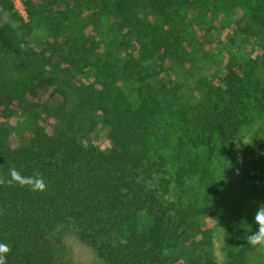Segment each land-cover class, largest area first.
<instances>
[{"label":"trees","instance_id":"1","mask_svg":"<svg viewBox=\"0 0 264 264\" xmlns=\"http://www.w3.org/2000/svg\"><path fill=\"white\" fill-rule=\"evenodd\" d=\"M22 1L27 18L13 0H0V178L5 180L0 184V243L11 249L7 264H74L71 257L55 253V238L67 227L94 251L98 262L90 264H173L174 250L184 244L200 248L201 264H219L202 221L228 217L213 159L253 109L264 110L263 82L227 66L221 102L212 103L207 91L195 98V108L185 109L190 98L183 84L162 77L163 69L155 64L186 66L178 77L187 79L193 73L191 49L201 38L190 29L158 33L150 16L188 11L195 0H114L117 27L101 35L110 56L122 64L127 92L122 103L99 106L104 90L98 92L91 83L73 90L61 75L66 56L56 41L61 21L50 18L59 0ZM46 24L50 45L40 52L36 30ZM222 70L217 66V73ZM135 82L150 96L140 98ZM155 84L156 92L171 95L190 145L201 147L196 158L183 161L178 152L168 157L161 150L156 127L164 99L150 93ZM17 115L23 119L14 124ZM99 130L105 132V147L95 142ZM14 134L20 137L17 144L11 140ZM188 164L190 176L204 183L203 209L185 203L175 191ZM13 168L25 177H42L46 190L32 191L15 181L9 185ZM231 217L224 237L226 264H241L235 235L253 221L249 213Z\"/></svg>","mask_w":264,"mask_h":264},{"label":"rangeland","instance_id":"2","mask_svg":"<svg viewBox=\"0 0 264 264\" xmlns=\"http://www.w3.org/2000/svg\"><path fill=\"white\" fill-rule=\"evenodd\" d=\"M141 1L149 2V0ZM13 2L16 9L27 18L23 1L13 0ZM113 9L114 0H59L50 12V18L61 21V31L57 33L56 41L60 43L63 53L66 54L61 63V75L67 83L66 86L74 90L85 83H91L98 92L104 90L106 94L99 106H104L110 101L122 103L127 92L123 87L125 73L122 64L110 56L108 45L101 35L103 29L117 27L118 18L112 12ZM190 15L196 20L192 22ZM150 18L153 30L156 27L158 33L163 35H167L168 30L173 28L190 29L201 38L200 45L191 49L193 50L190 55L192 65L190 63L188 66L193 67V73L187 79L178 77L183 70H187L186 66L168 62L155 64L158 69H163L160 71L163 72L162 77L168 75L173 82L179 79L183 84L184 93L190 98L185 109L195 108L194 103L197 102L195 98H201V95L203 96L207 91L211 92V102L219 104L225 89L226 68L230 65L244 71V74L246 70L247 79H257L264 84V0H195V6L189 7L188 11L185 8H177L168 12V16L158 19L150 16ZM46 28L47 24L46 27L39 25L36 30V48L40 52L50 45L51 39H47L44 30ZM132 33L138 34L139 37L142 35L136 30ZM51 34L55 35L53 32ZM82 49L89 51L85 52ZM60 50L61 48L58 51L61 52ZM219 65H222L224 70L217 73ZM215 73L217 77L214 80L212 76ZM153 80L152 83L157 82L158 78ZM135 86L140 98L150 96L145 87L140 89V84L138 85L137 82ZM156 91H160V88L155 84L150 88V93ZM156 93L164 99L160 104L161 115L159 125L156 127V129L160 127L156 132L159 135L157 137L161 150L168 157L177 156L175 153L178 152L183 161L196 158L202 149L190 145L192 143L188 132L183 129L186 128L185 126L180 129L181 125L173 112L175 107L172 105L171 95L166 90ZM22 119L23 117L17 115L11 121L19 124ZM11 140L13 144H17L20 137L14 134ZM244 141L248 144H244ZM95 142L102 147L106 146L103 130L97 132ZM190 167L191 165L181 175V183L177 181L174 183L177 187L175 191L181 192L185 203L203 209L200 195L204 183L197 176H190ZM212 169L228 208V217L222 220L214 221L209 217L202 220L209 228L210 249L213 256L219 264H226L224 237L230 216L234 218L241 212L249 213L253 223L243 226L235 235L239 258L241 264H264V246L248 244L246 239L248 233L245 229L253 232L256 230L255 211L264 203V110L253 109L242 123L237 136L225 150H220L215 155ZM179 184L183 187H179ZM172 198L175 201L178 199L176 195ZM54 243L55 253L71 257L74 264L98 262L94 251L80 242L70 227L61 228ZM173 256V264L202 262L200 248L188 244L176 248Z\"/></svg>","mask_w":264,"mask_h":264},{"label":"clouds","instance_id":"3","mask_svg":"<svg viewBox=\"0 0 264 264\" xmlns=\"http://www.w3.org/2000/svg\"><path fill=\"white\" fill-rule=\"evenodd\" d=\"M244 144H248L244 141ZM239 147V143H238ZM13 181L19 183L21 186H28L32 191H45L46 183L40 176L25 177L17 169L11 170V178L6 182L11 185ZM5 183L3 178H0V184ZM255 223L257 225L256 230L253 232L250 229L247 231V243L252 246H264V203L260 204L255 211ZM11 251L7 244L0 243V264H7V254Z\"/></svg>","mask_w":264,"mask_h":264}]
</instances>
